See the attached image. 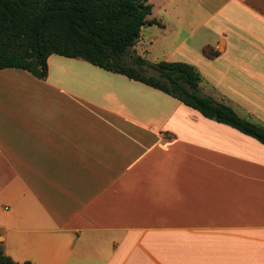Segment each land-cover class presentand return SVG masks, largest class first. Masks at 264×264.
Returning a JSON list of instances; mask_svg holds the SVG:
<instances>
[{
	"label": "crops",
	"instance_id": "1",
	"mask_svg": "<svg viewBox=\"0 0 264 264\" xmlns=\"http://www.w3.org/2000/svg\"><path fill=\"white\" fill-rule=\"evenodd\" d=\"M147 2L135 54L264 125V0ZM0 244L19 264H264V146L78 59L0 70Z\"/></svg>",
	"mask_w": 264,
	"mask_h": 264
},
{
	"label": "trees",
	"instance_id": "2",
	"mask_svg": "<svg viewBox=\"0 0 264 264\" xmlns=\"http://www.w3.org/2000/svg\"><path fill=\"white\" fill-rule=\"evenodd\" d=\"M150 14L147 0H0V70H22L44 80L49 56L78 59L158 90L264 146V125L201 95V77L193 66L130 56L142 27L155 23ZM0 264H19L1 244Z\"/></svg>",
	"mask_w": 264,
	"mask_h": 264
},
{
	"label": "rangeland",
	"instance_id": "3",
	"mask_svg": "<svg viewBox=\"0 0 264 264\" xmlns=\"http://www.w3.org/2000/svg\"><path fill=\"white\" fill-rule=\"evenodd\" d=\"M156 49L159 50V48H156ZM129 54H130V56H133V57H134V56H137V55L135 54V51L132 50V49L130 50ZM148 59H151V58H148ZM148 73H153V72L149 70Z\"/></svg>",
	"mask_w": 264,
	"mask_h": 264
}]
</instances>
